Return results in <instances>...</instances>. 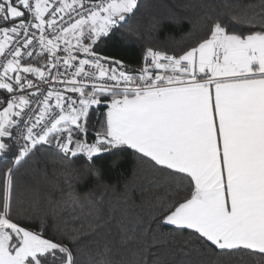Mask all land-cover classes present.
Listing matches in <instances>:
<instances>
[{"label": "snow or ice", "instance_id": "snow-or-ice-1", "mask_svg": "<svg viewBox=\"0 0 264 264\" xmlns=\"http://www.w3.org/2000/svg\"><path fill=\"white\" fill-rule=\"evenodd\" d=\"M143 7L0 0V264H81L85 239L103 249L88 264H115L114 249L138 255L133 264H264V0L252 14L224 4L179 50L145 43L130 68L106 45L141 38L131 21ZM109 152L147 166L161 192L151 215L124 211L114 236L112 218L68 181L48 203L74 226L56 239L43 220L34 230L21 171Z\"/></svg>", "mask_w": 264, "mask_h": 264}, {"label": "trees", "instance_id": "trees-1", "mask_svg": "<svg viewBox=\"0 0 264 264\" xmlns=\"http://www.w3.org/2000/svg\"><path fill=\"white\" fill-rule=\"evenodd\" d=\"M232 2L233 0H143L141 13L131 21V26L139 30L141 38L118 40L109 43L106 48L117 59L124 58L130 68H138L142 62L145 43L170 51L191 45L203 35L206 16L213 11L223 10L224 4ZM235 2L242 5L249 14L260 12L261 0ZM153 25L156 27L153 28ZM243 27L238 26L237 30H242ZM146 167L137 163L131 153L125 152L101 153L98 158H94V163L88 162L81 155L68 169L40 157L38 163L21 171L20 199L30 213L28 219L32 221L34 230H39L43 220L46 237L56 239L74 225L69 216L56 215L48 199L54 197L58 200L61 190H67L68 181H71L77 192L89 196L96 207L103 211L106 221L112 218V235L115 236L116 221L124 211L130 215L143 216L146 220L151 215L150 205L161 195L153 178L146 173ZM25 185L38 191L39 198L33 201L30 193L25 191ZM114 206L116 210L112 211ZM90 223L93 221L86 217L80 221L85 230ZM105 238L102 232L93 239L103 242ZM82 247L84 255L81 257V264H88L89 257L102 258V247L98 248L93 241L85 239ZM112 258L115 264H133L140 259L132 251L123 249H114ZM145 259L150 261L153 258L145 253Z\"/></svg>", "mask_w": 264, "mask_h": 264}, {"label": "built area", "instance_id": "built-area-1", "mask_svg": "<svg viewBox=\"0 0 264 264\" xmlns=\"http://www.w3.org/2000/svg\"><path fill=\"white\" fill-rule=\"evenodd\" d=\"M142 63V62H141Z\"/></svg>", "mask_w": 264, "mask_h": 264}]
</instances>
